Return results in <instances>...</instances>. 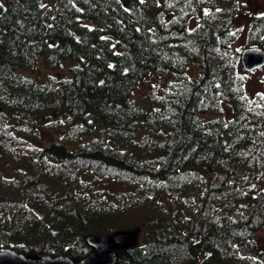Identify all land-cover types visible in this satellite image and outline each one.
Wrapping results in <instances>:
<instances>
[{
  "label": "trees",
  "instance_id": "16d2710c",
  "mask_svg": "<svg viewBox=\"0 0 264 264\" xmlns=\"http://www.w3.org/2000/svg\"><path fill=\"white\" fill-rule=\"evenodd\" d=\"M242 32L264 48L242 0H0V247L76 262L139 231L114 264H264Z\"/></svg>",
  "mask_w": 264,
  "mask_h": 264
},
{
  "label": "water",
  "instance_id": "95a60500",
  "mask_svg": "<svg viewBox=\"0 0 264 264\" xmlns=\"http://www.w3.org/2000/svg\"><path fill=\"white\" fill-rule=\"evenodd\" d=\"M242 66L246 70H253L264 65V48L260 46H246L240 51ZM86 244L90 252L79 261H73L68 256L41 254L28 257L11 248L0 247V264H114L116 251L114 238L111 236L87 235ZM242 250L245 246L240 245Z\"/></svg>",
  "mask_w": 264,
  "mask_h": 264
},
{
  "label": "rangeland",
  "instance_id": "374dc122",
  "mask_svg": "<svg viewBox=\"0 0 264 264\" xmlns=\"http://www.w3.org/2000/svg\"><path fill=\"white\" fill-rule=\"evenodd\" d=\"M43 1H45V0H43ZM242 1L245 3L247 8L250 9L253 13H259V12L264 10V0H242ZM239 16H240V20L243 21L244 23H246L245 13L241 12L239 14ZM236 43L238 46H242V47L244 46L245 36H244L243 32L239 36V38L237 39ZM262 72H264V66L259 68L257 71H255L254 76L252 75L250 80H251L253 86L256 85V83H255L256 79H253V78L258 77L259 75H262L263 74ZM251 88H253V87L251 86ZM143 92H144V86L140 87L137 90L136 95L138 97H140V96H142ZM51 135H52V132H50V134L48 136H51ZM49 140L50 139H47L45 141H49ZM139 236H140L139 231H137L135 234H132L131 236L117 235L114 237V243L115 244H120V243L125 244V243H129V242L138 243V242H140ZM253 238L255 240L254 254L258 255L257 252H259L260 256H264V228H260V229L256 230Z\"/></svg>",
  "mask_w": 264,
  "mask_h": 264
}]
</instances>
